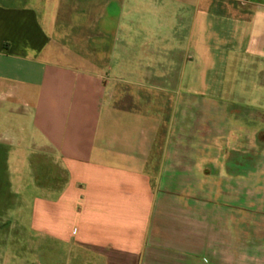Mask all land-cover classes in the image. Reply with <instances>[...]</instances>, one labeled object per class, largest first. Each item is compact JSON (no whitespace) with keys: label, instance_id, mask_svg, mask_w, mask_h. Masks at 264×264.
<instances>
[{"label":"crops","instance_id":"1","mask_svg":"<svg viewBox=\"0 0 264 264\" xmlns=\"http://www.w3.org/2000/svg\"><path fill=\"white\" fill-rule=\"evenodd\" d=\"M156 62L174 68L175 150L119 104ZM261 87L264 8L0 0V156L29 157L31 231L61 264H264V102L239 96Z\"/></svg>","mask_w":264,"mask_h":264},{"label":"rangeland","instance_id":"2","mask_svg":"<svg viewBox=\"0 0 264 264\" xmlns=\"http://www.w3.org/2000/svg\"><path fill=\"white\" fill-rule=\"evenodd\" d=\"M239 4L248 10L264 8V0H239ZM107 64L104 63L108 68ZM150 70V78H133L131 84H127L125 79L122 81L117 90L119 104L141 106L157 115L162 125L156 149L175 150L174 68L173 65L167 67L164 77L157 76L160 73L157 62L151 64ZM142 81H145V84H142ZM226 87L231 90V84ZM261 88L239 96L249 107L259 108L258 101L264 102V89ZM228 94L225 99L230 96ZM24 153L17 151L7 159L0 156V264H61L64 256L59 255L60 261L57 256L55 259L50 258L45 239H37L31 231V206L33 199L41 194V191L35 186L36 175L30 168L29 157ZM39 179L41 182L45 181L46 175L39 176ZM15 196L20 200L15 199ZM4 199L6 205L3 204Z\"/></svg>","mask_w":264,"mask_h":264}]
</instances>
